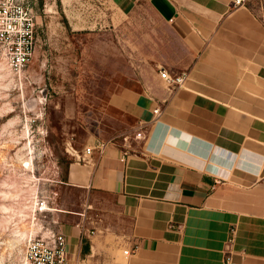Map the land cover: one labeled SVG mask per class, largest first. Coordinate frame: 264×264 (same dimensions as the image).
Instances as JSON below:
<instances>
[{"label":"crops","instance_id":"crops-1","mask_svg":"<svg viewBox=\"0 0 264 264\" xmlns=\"http://www.w3.org/2000/svg\"><path fill=\"white\" fill-rule=\"evenodd\" d=\"M112 2L123 16L147 3L191 59L181 86L162 67L146 81L133 71L108 105L144 138L99 141L70 165L69 183L94 192L114 228L83 261L264 264L263 23L235 0Z\"/></svg>","mask_w":264,"mask_h":264},{"label":"rangeland","instance_id":"rangeland-1","mask_svg":"<svg viewBox=\"0 0 264 264\" xmlns=\"http://www.w3.org/2000/svg\"><path fill=\"white\" fill-rule=\"evenodd\" d=\"M248 4L264 20V0ZM0 8L16 30L34 24L23 66L24 43L0 40V264H21L26 240L51 232L67 236L71 257L104 264L84 262L80 250L83 238L112 233L111 219L94 192L69 183L70 165L99 141H134V120L108 105L133 85V71L142 81L159 67L177 77L191 56L147 3L129 16L112 0H0Z\"/></svg>","mask_w":264,"mask_h":264},{"label":"built area","instance_id":"built-area-1","mask_svg":"<svg viewBox=\"0 0 264 264\" xmlns=\"http://www.w3.org/2000/svg\"><path fill=\"white\" fill-rule=\"evenodd\" d=\"M243 2L244 0H235V4L237 5ZM12 16L13 14H10L8 10L0 8V40L16 37L20 41L14 42V44L11 43L13 47L17 44L21 46L24 43V47H20L21 56L19 58V64L23 66L24 63L28 62L33 53L34 24L27 18L24 24L16 30L18 23ZM13 47L9 48V50H12ZM160 73L172 85L181 86L187 78L186 74L172 77L165 69H162ZM154 113L158 114L159 109H155ZM136 138H144L143 132L138 131ZM103 146V143L98 142L93 148L87 147L85 152L91 154L96 147L102 152ZM77 157H80L78 152ZM41 210L43 209L40 208ZM125 253H128V251H125ZM21 264H83V262H81L80 258L76 259V255L75 257H71L69 241L66 235L51 232L48 236H30L26 240Z\"/></svg>","mask_w":264,"mask_h":264},{"label":"trees","instance_id":"trees-1","mask_svg":"<svg viewBox=\"0 0 264 264\" xmlns=\"http://www.w3.org/2000/svg\"><path fill=\"white\" fill-rule=\"evenodd\" d=\"M242 5L246 6L254 15L255 17H257L264 25V20L259 17L254 10L252 9V7L248 4V0H244V2L242 3ZM91 253V242L87 239V238H83V242H82V248L80 250V254L81 256L85 257L86 255Z\"/></svg>","mask_w":264,"mask_h":264},{"label":"bare ground","instance_id":"bare-ground-1","mask_svg":"<svg viewBox=\"0 0 264 264\" xmlns=\"http://www.w3.org/2000/svg\"><path fill=\"white\" fill-rule=\"evenodd\" d=\"M31 229V228H30ZM32 232V231H31Z\"/></svg>","mask_w":264,"mask_h":264}]
</instances>
